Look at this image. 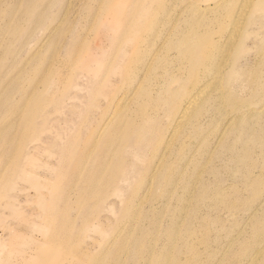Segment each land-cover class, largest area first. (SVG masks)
Wrapping results in <instances>:
<instances>
[{"label":"rangeland","instance_id":"obj_1","mask_svg":"<svg viewBox=\"0 0 264 264\" xmlns=\"http://www.w3.org/2000/svg\"><path fill=\"white\" fill-rule=\"evenodd\" d=\"M256 2L0 0V264H264Z\"/></svg>","mask_w":264,"mask_h":264},{"label":"bare ground","instance_id":"obj_2","mask_svg":"<svg viewBox=\"0 0 264 264\" xmlns=\"http://www.w3.org/2000/svg\"><path fill=\"white\" fill-rule=\"evenodd\" d=\"M12 0H5L6 4L8 2H11ZM258 2H256L254 4V7L252 8V12L250 13V15L254 18V20L252 21V23L257 20L255 17H254V14L258 11V8H259V1H262V0H257ZM117 9V8H116ZM113 10V9H111ZM243 14L244 12H240L239 15L237 16V20L234 24V26L238 27L242 24V20H243ZM113 24V21L110 20V21H107V20H103L101 22V27L103 30H107V29H110V27L112 26ZM235 27V28H236ZM234 28V29H235ZM107 34V33H105ZM103 34V35H105ZM245 35H250V32H246ZM234 33L233 35H230V37H226L225 41L223 42L222 44V49L224 48H228L229 50L231 49L232 45H233V38H234ZM101 44V43H100ZM248 50V47H244L243 48V51H247ZM226 51V49L224 50V52ZM233 68V79L232 81H235L236 79V76H237V69L234 66H232ZM209 84L212 85V87L208 90V86L206 88L205 85L201 86L197 92L195 94H191L188 99L186 101H184V103L182 104L181 108H180V111L178 112L175 120H174V123H173V126H172V130H171V133L166 141V147H169L170 144H171V141H172V138L176 135V133L179 131V129L182 127V125L184 124V122L192 115V113L194 112L195 116H198L200 114H202V112L206 109V107L208 106H212V111H216V107H213L215 103H210L212 102V99L209 97V96H213L215 97L217 100L219 99V97L217 95H213L214 93H219V94H222V90H221V79H218V80H215L214 82H209ZM208 90V91H207ZM209 97V98H208ZM127 101V96L126 95H122L116 102L115 104V110L113 111V113L111 114V116L105 121V123L103 124V129L104 127L109 123V121L111 120V118L114 116L115 112L122 106L123 103H125ZM234 109H236V107H234ZM254 111H260V110H257V109H254L252 111H250L249 113L251 112H254ZM175 111H173L174 113ZM246 112L243 111L242 113H240L239 115H236V117H245V116H248L245 114ZM250 115V114H249ZM235 117V116H234ZM234 117H231L228 124H231L234 120ZM235 117V118H236ZM240 119V120H241ZM232 121V122H231ZM221 138V137H220ZM219 138V139H220ZM221 141H217V143H220ZM151 159L146 163V167H150L151 166ZM157 165L155 167H153L152 169H150V172L152 174H154L157 170ZM34 246L37 247L38 245L36 243H34ZM64 261V260H63ZM50 262H51V259H50ZM60 264H63L62 261H60Z\"/></svg>","mask_w":264,"mask_h":264}]
</instances>
